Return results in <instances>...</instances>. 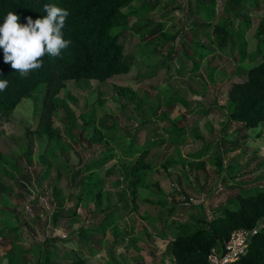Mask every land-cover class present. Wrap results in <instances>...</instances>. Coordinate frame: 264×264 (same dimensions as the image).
<instances>
[{"label": "rangeland", "instance_id": "1", "mask_svg": "<svg viewBox=\"0 0 264 264\" xmlns=\"http://www.w3.org/2000/svg\"><path fill=\"white\" fill-rule=\"evenodd\" d=\"M146 1L134 0L124 12ZM149 1L158 2L156 10L130 19L121 40L130 72L105 82H69L56 97L54 126L60 131L59 146L34 134L43 110V86L19 105L4 126L0 151L14 157L16 167H3L0 173V232L16 231L0 237V264H41L43 260L69 264L72 260L62 256L79 250L78 243L68 246L62 240L73 238L87 244L81 249V255L89 258L87 264H173V228L212 220L225 205L239 206V196L264 191V122L256 128L230 123L224 110L232 84L245 79L254 63L263 60L264 47L258 46L255 35L264 5L258 11L248 3L240 5L239 16L251 23L244 38L248 52H258L254 62L240 63L236 38L234 43L228 37L232 25L226 30L219 24L229 0ZM199 2L215 3L212 51L197 73L178 75L176 56L183 50L192 55V28L207 24L196 7ZM141 22L154 26L164 22L165 27L142 45L132 30ZM188 74L206 85L191 83ZM177 91L180 104L171 106ZM214 105L224 111L215 108L210 115L201 113ZM168 119L186 130L182 138L190 144H172L178 133H172ZM132 141L137 155L148 164V180L138 190L137 204L125 179L132 170L119 162L121 149ZM108 155L116 157L92 171L95 179H105L102 208L97 210L87 195L81 202L72 199L89 180V173L83 171L87 164ZM122 191L128 192L131 209L115 215L105 235L88 231L125 204ZM173 206L184 207L173 219L176 227L150 224V218ZM57 211L61 213L55 218ZM18 250L22 256H15ZM42 252H49L48 259Z\"/></svg>", "mask_w": 264, "mask_h": 264}, {"label": "trees", "instance_id": "2", "mask_svg": "<svg viewBox=\"0 0 264 264\" xmlns=\"http://www.w3.org/2000/svg\"><path fill=\"white\" fill-rule=\"evenodd\" d=\"M133 1L0 0V24L4 22L8 11L15 12L20 17L18 22L25 24L28 16L34 20L45 16L47 14L44 11L45 4H53L66 9L69 15L66 17L62 32L64 39L71 41V44L61 51L60 56L52 57L46 54L42 60V67L32 71L27 77H22L19 72L11 68L10 64L4 63L3 49H0V79L8 81L7 88L0 91V141L4 133V126L9 122L19 105L43 86V110L34 134L40 139H49L53 145L59 146L61 144L60 131L54 126V116L57 111L55 99L68 86V83L80 80L105 82L130 72V67L125 60V45L121 41L123 34L129 26L130 19L144 18L158 7L157 1L151 3L147 0L140 8L124 12V8ZM243 2L252 5L255 11L260 10L264 5V0H229L225 6V17L219 22L226 30H228L229 24L232 25L233 28L229 30L228 37L232 42L236 38V43H234L238 46L240 63H246L248 60L254 62L258 55L257 51L248 52V43L244 41L247 31L251 28V23L239 16V13L243 11L240 6ZM196 7L204 16L207 24L192 28L194 42V45H190L192 55L183 50L176 56L178 75H186L188 71L197 73L200 69V62L206 54H210L212 51L209 45L213 38V22L217 18L214 10L215 3L207 6L199 2ZM259 23L255 37L258 46L264 47V15ZM164 27V22L156 26L141 22L135 25L132 30L140 37L142 45H147L151 38H155L163 32ZM170 53V55H175L174 51ZM214 72L215 70L209 72L211 81H213ZM188 75H190L188 79L191 83H200L202 87L206 85L204 81L200 80V77ZM117 89L121 95L125 96L122 89L121 91L120 88ZM180 100L179 91H177L171 106L179 105ZM215 108L224 109L214 105L202 108L201 113L210 115ZM224 110L227 111L230 123H243L249 128H256L264 122V56L261 62L254 63L249 69L245 79L232 84ZM169 121L172 124V133H178L177 138L172 139V144H190L189 140H186L185 137L182 138V133L186 130L178 128L174 122ZM137 154L132 141L121 149L119 161L121 165L127 164L132 170L125 179L129 183L132 201L135 204L138 203V190L148 180V169H145L148 164L142 155ZM52 156L54 155L52 154ZM115 157L114 155L101 156L89 162L83 170L89 173V180L86 184L80 185V194H73L72 199L81 202L83 195H87L89 199L94 200L96 209L100 210L105 199L102 193L105 179H95L92 171ZM27 159L29 163L32 161L30 152H28ZM13 162H15L14 157H9L0 151V173H3V167L12 166L15 168ZM193 165L196 164L193 163ZM51 168L50 165L47 174ZM121 195L125 204L113 209L99 223V227L95 226L88 231L100 232L105 235L107 229L113 225L115 215L124 214L131 209L132 204L129 201L128 192L122 191ZM239 199L241 202L239 206L225 205L220 215L212 220L206 219L202 223L189 221L173 228L175 235L170 249L174 258L173 264H209L211 253L214 250H221L223 244L231 238L234 232L254 229H257L258 233L253 236L247 254L232 264H264V191L252 195L247 194L244 197L239 196ZM109 207L110 205L107 204L106 209ZM193 208H198V206H193ZM183 210L184 207L180 206H173L168 212L163 210L159 216L154 219L150 218V224L160 223L163 227H176L177 223L173 222V219L177 213ZM60 213L57 211L55 218L59 217ZM68 215L71 217L74 214ZM15 231V229L1 231L0 237L7 238ZM62 241L68 246L78 243L79 250L65 252L62 256L66 260H72L69 264L88 263L89 258L81 255V249L87 244L76 238ZM15 256H22V251L18 250ZM42 257L48 259L49 252H42ZM9 264H13V262L11 261ZM41 264L51 263L43 260Z\"/></svg>", "mask_w": 264, "mask_h": 264}, {"label": "clouds", "instance_id": "3", "mask_svg": "<svg viewBox=\"0 0 264 264\" xmlns=\"http://www.w3.org/2000/svg\"><path fill=\"white\" fill-rule=\"evenodd\" d=\"M47 13L35 20L28 16L26 23H19L20 17L8 11L4 22L0 24V49H3V61L27 77L32 71L42 67L43 57L47 54L58 57L70 40L63 37L62 29L69 12L53 4H45ZM8 81L0 79V91H4Z\"/></svg>", "mask_w": 264, "mask_h": 264}, {"label": "built area", "instance_id": "4", "mask_svg": "<svg viewBox=\"0 0 264 264\" xmlns=\"http://www.w3.org/2000/svg\"><path fill=\"white\" fill-rule=\"evenodd\" d=\"M257 229L247 231L238 230L223 244L221 250H214L209 257V264H232L248 252L249 244Z\"/></svg>", "mask_w": 264, "mask_h": 264}]
</instances>
